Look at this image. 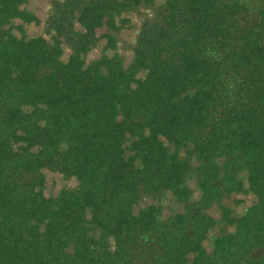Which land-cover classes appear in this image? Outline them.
Wrapping results in <instances>:
<instances>
[{"label":"trees","instance_id":"obj_1","mask_svg":"<svg viewBox=\"0 0 264 264\" xmlns=\"http://www.w3.org/2000/svg\"><path fill=\"white\" fill-rule=\"evenodd\" d=\"M27 2L0 0V264H264V0Z\"/></svg>","mask_w":264,"mask_h":264},{"label":"rangeland","instance_id":"obj_2","mask_svg":"<svg viewBox=\"0 0 264 264\" xmlns=\"http://www.w3.org/2000/svg\"><path fill=\"white\" fill-rule=\"evenodd\" d=\"M47 2L48 0H28V2L26 3V6L29 10H32L35 13V15L38 17V19L41 22L46 17V13L48 10L46 6ZM27 28L30 33H40L41 32V24L32 22L31 24L28 25ZM135 36H136V31L133 26L128 29H122L121 31L117 33L118 41H117L116 52L124 57L126 64H128L131 59L132 54L130 52V48H131V45L133 44V40ZM104 44H105V39H101L99 41V44L96 46V48H94L91 52L87 54L86 61H92L98 58L101 55V53H103ZM111 53L112 52L109 51V54ZM45 175H46V179H45L44 192L46 193L48 192L53 193V192H56L60 187H63V186L72 187L76 184V180L74 178H64L63 176H61L60 174L56 172H45ZM188 185L194 190V197L197 198L198 193L195 192L196 184L194 180L189 181ZM254 200L255 198L253 195L236 194V195H231L228 199H226L225 203H227V205L234 208L235 212L239 214L248 205L252 204ZM147 203H151V202L147 200L143 201L141 202L139 207H144ZM161 204H162L161 211L164 217L177 213L181 211L183 208V204L176 201V199L171 194L164 195ZM210 213L213 216L217 215L214 208L210 210ZM211 233H216V230H213ZM209 242H210V238H208L204 242L206 249H209Z\"/></svg>","mask_w":264,"mask_h":264}]
</instances>
